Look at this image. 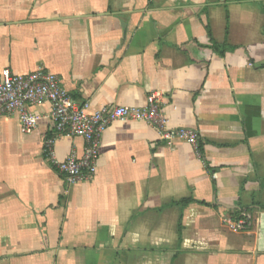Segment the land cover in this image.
Masks as SVG:
<instances>
[{"label": "crops", "instance_id": "crops-1", "mask_svg": "<svg viewBox=\"0 0 264 264\" xmlns=\"http://www.w3.org/2000/svg\"><path fill=\"white\" fill-rule=\"evenodd\" d=\"M209 30L234 49L211 50ZM6 67L58 74L90 111L160 91L199 144L115 120L94 176L65 194L44 152L51 103L31 133L0 115V264H264V0H0ZM85 146L58 137L55 158Z\"/></svg>", "mask_w": 264, "mask_h": 264}, {"label": "built area", "instance_id": "built-area-1", "mask_svg": "<svg viewBox=\"0 0 264 264\" xmlns=\"http://www.w3.org/2000/svg\"><path fill=\"white\" fill-rule=\"evenodd\" d=\"M162 93L153 91L147 96L145 107L130 105L103 106L90 111L89 103L80 104L64 87L58 74L38 68L27 74L15 73L6 67L0 73V115L17 114L22 129L31 133L36 128L39 116L33 107L50 102L52 105L53 132L44 140L46 158L64 176L67 183L64 193L76 183L91 179L97 169L102 135L115 120H139L157 129L160 139L172 143L183 140L195 147L199 144V133L187 128H173L162 110ZM80 136L85 142L84 153H70L64 160L54 155L58 137ZM252 215L244 213L238 219L226 218L227 226L241 231L252 221Z\"/></svg>", "mask_w": 264, "mask_h": 264}, {"label": "trees", "instance_id": "trees-1", "mask_svg": "<svg viewBox=\"0 0 264 264\" xmlns=\"http://www.w3.org/2000/svg\"><path fill=\"white\" fill-rule=\"evenodd\" d=\"M209 34L211 36V45H210V49L213 50L214 52L220 54V55H224L227 51H231L234 48L229 45L226 41L224 43H218L216 42L211 35V31L209 30ZM202 150V147H201ZM51 165H53V163H51ZM54 166V165H53ZM55 167V166H54ZM193 199L191 198H187V199H183L182 200V204H186L191 202ZM259 207L264 208V203H260L258 204ZM238 217V216H237ZM240 217V216H239Z\"/></svg>", "mask_w": 264, "mask_h": 264}]
</instances>
